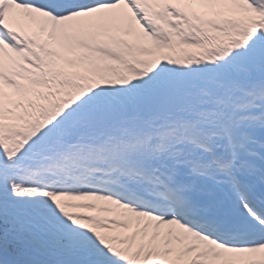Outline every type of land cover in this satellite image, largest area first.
Here are the masks:
<instances>
[{"label":"snow or ice","instance_id":"1","mask_svg":"<svg viewBox=\"0 0 264 264\" xmlns=\"http://www.w3.org/2000/svg\"><path fill=\"white\" fill-rule=\"evenodd\" d=\"M0 264H264V0H0Z\"/></svg>","mask_w":264,"mask_h":264}]
</instances>
